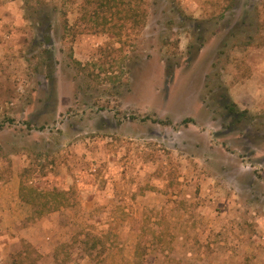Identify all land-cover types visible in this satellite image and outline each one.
Returning <instances> with one entry per match:
<instances>
[{"label": "rangeland", "instance_id": "obj_1", "mask_svg": "<svg viewBox=\"0 0 264 264\" xmlns=\"http://www.w3.org/2000/svg\"><path fill=\"white\" fill-rule=\"evenodd\" d=\"M46 2L49 43L22 0H0V264H135L138 244L140 264H264V168L214 135L221 84L264 120V45L222 42L240 4L146 0L145 25L119 41L81 31L88 0ZM21 185L66 205L39 214Z\"/></svg>", "mask_w": 264, "mask_h": 264}, {"label": "trees", "instance_id": "obj_2", "mask_svg": "<svg viewBox=\"0 0 264 264\" xmlns=\"http://www.w3.org/2000/svg\"><path fill=\"white\" fill-rule=\"evenodd\" d=\"M257 1L258 0H250L246 2L244 0H231V4H229L227 9L240 4L242 7V16L240 15L241 21L239 27L232 26L231 29L225 33L222 41L223 44L227 41V38L231 36L235 37L238 32H242L243 34H246V40L241 44L244 47H259L264 45L263 36L261 37V30L264 28V20H257L260 18L262 12L256 4ZM22 3L25 10L30 15L29 17L43 27L41 36L44 42L49 43L51 41V14L48 10L46 0H22ZM87 3L89 4V7L83 8V12L79 18L85 22V27L82 28L81 31L109 32L117 36L120 41L121 36L127 34L128 29L136 31L145 25L146 0H88ZM252 3L254 4L251 5ZM127 21H130V24H127ZM198 27H201V29L196 33V40L199 43L198 48H200L207 40V37L203 34L207 29H204L203 31L202 25ZM248 27L250 28L245 30ZM64 30L69 31V28L64 25ZM79 32L80 30L78 29H72L73 36ZM256 34L260 36L258 37L260 38V41L254 40ZM122 47L123 45L118 48V51H120ZM104 50L105 49L102 48L101 51L104 52ZM43 52L49 53L50 50L49 48H44ZM223 52L224 51L219 50L218 54H222ZM173 68L174 65L170 62L166 65L168 76L171 75ZM44 77L48 82V92L51 94L53 93L55 86L53 71L49 70ZM218 89L221 94L212 99V105L214 112H217L219 115L214 117L215 119H218L219 125L223 129L214 135H229L230 138H226L227 140H223L221 144L226 147L228 146V151L233 148L235 151H241V157H248V163H250L251 167L255 168L260 163L264 164V154L262 157L254 158L256 150L261 147L264 148V120L261 121L256 114L250 113L247 109H240L237 103L229 98L224 85L221 84ZM155 121L157 123H163L162 120L157 119ZM188 122H194V120L189 117L184 118L181 120L180 124L185 125ZM20 196L23 201L28 202L33 206H38L39 203L41 206H39V214L45 211H55L61 206L66 205L64 201L65 193L57 189L48 192H41L33 187L21 185ZM139 247L140 244L137 245L135 264H140L137 257L139 255Z\"/></svg>", "mask_w": 264, "mask_h": 264}, {"label": "crops", "instance_id": "obj_3", "mask_svg": "<svg viewBox=\"0 0 264 264\" xmlns=\"http://www.w3.org/2000/svg\"><path fill=\"white\" fill-rule=\"evenodd\" d=\"M4 9L5 8H3V6L2 5H0V34L3 32V29H2V27H3V25H4V23H5V18H4V16H5V13H4ZM234 102H235V100H233ZM238 105V104H237ZM249 111V110H248ZM199 118H200V116H198ZM207 117V116H206ZM196 121H197V118H194ZM205 119V117H203V118H201V119H198V121L197 122H201V121H203ZM197 124H199V123H197ZM207 131H209L208 130V128H207ZM257 166H259L260 168H264V164H262V163H260L259 165H257ZM246 168H253V167H251L250 166V163H247L246 164ZM256 168V167H255Z\"/></svg>", "mask_w": 264, "mask_h": 264}]
</instances>
